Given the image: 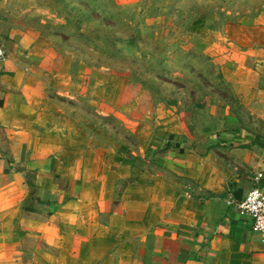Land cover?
Here are the masks:
<instances>
[{
    "label": "crops",
    "instance_id": "1",
    "mask_svg": "<svg viewBox=\"0 0 264 264\" xmlns=\"http://www.w3.org/2000/svg\"><path fill=\"white\" fill-rule=\"evenodd\" d=\"M9 30L0 17V264H264L263 237L229 205L264 186V21L212 37L235 102L110 148L47 96L79 77L68 59Z\"/></svg>",
    "mask_w": 264,
    "mask_h": 264
},
{
    "label": "rangeland",
    "instance_id": "2",
    "mask_svg": "<svg viewBox=\"0 0 264 264\" xmlns=\"http://www.w3.org/2000/svg\"><path fill=\"white\" fill-rule=\"evenodd\" d=\"M0 17L15 38L28 33L61 65L68 59L79 77L47 96L74 115L78 133L110 148L167 134V120L188 125L214 100L235 102L212 37L263 22L264 0H0Z\"/></svg>",
    "mask_w": 264,
    "mask_h": 264
},
{
    "label": "built area",
    "instance_id": "3",
    "mask_svg": "<svg viewBox=\"0 0 264 264\" xmlns=\"http://www.w3.org/2000/svg\"><path fill=\"white\" fill-rule=\"evenodd\" d=\"M8 58L6 49L0 44V61H5ZM257 182L264 179L263 174H258L255 177ZM234 204L241 215L252 220L253 231L263 237L264 242V186L258 185L248 192L246 197L236 203L229 200V205Z\"/></svg>",
    "mask_w": 264,
    "mask_h": 264
},
{
    "label": "trees",
    "instance_id": "4",
    "mask_svg": "<svg viewBox=\"0 0 264 264\" xmlns=\"http://www.w3.org/2000/svg\"><path fill=\"white\" fill-rule=\"evenodd\" d=\"M260 186H262V185H260Z\"/></svg>",
    "mask_w": 264,
    "mask_h": 264
}]
</instances>
